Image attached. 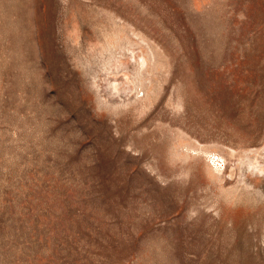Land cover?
I'll return each mask as SVG.
<instances>
[{"label": "rangeland", "instance_id": "obj_1", "mask_svg": "<svg viewBox=\"0 0 264 264\" xmlns=\"http://www.w3.org/2000/svg\"><path fill=\"white\" fill-rule=\"evenodd\" d=\"M0 264H264V0H0Z\"/></svg>", "mask_w": 264, "mask_h": 264}]
</instances>
